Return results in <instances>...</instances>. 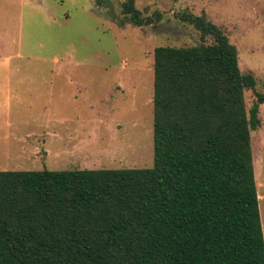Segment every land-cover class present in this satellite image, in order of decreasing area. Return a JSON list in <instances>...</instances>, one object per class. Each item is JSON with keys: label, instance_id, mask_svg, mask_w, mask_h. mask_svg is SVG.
Returning <instances> with one entry per match:
<instances>
[{"label": "trees", "instance_id": "1", "mask_svg": "<svg viewBox=\"0 0 264 264\" xmlns=\"http://www.w3.org/2000/svg\"><path fill=\"white\" fill-rule=\"evenodd\" d=\"M121 12L152 22L135 0ZM177 17L212 42L154 49L153 165L0 171V264H264L250 140L264 91L247 108L236 47Z\"/></svg>", "mask_w": 264, "mask_h": 264}, {"label": "rangeland", "instance_id": "2", "mask_svg": "<svg viewBox=\"0 0 264 264\" xmlns=\"http://www.w3.org/2000/svg\"><path fill=\"white\" fill-rule=\"evenodd\" d=\"M0 0V171L153 165L154 49L211 43L177 15H203L264 91V0ZM251 131L264 238V103ZM259 183V184H258ZM264 215V209H263Z\"/></svg>", "mask_w": 264, "mask_h": 264}, {"label": "bare ground", "instance_id": "3", "mask_svg": "<svg viewBox=\"0 0 264 264\" xmlns=\"http://www.w3.org/2000/svg\"><path fill=\"white\" fill-rule=\"evenodd\" d=\"M258 184H259V183H258ZM256 185H257V182H256ZM257 190H258V191H257V192H258V198H259V201H260V199H261V198H260V194H259L260 185H257Z\"/></svg>", "mask_w": 264, "mask_h": 264}, {"label": "crops", "instance_id": "4", "mask_svg": "<svg viewBox=\"0 0 264 264\" xmlns=\"http://www.w3.org/2000/svg\"><path fill=\"white\" fill-rule=\"evenodd\" d=\"M260 202V201H259ZM261 208H262V216H263V219H264V215H263V206L261 205ZM264 228V227H263Z\"/></svg>", "mask_w": 264, "mask_h": 264}]
</instances>
